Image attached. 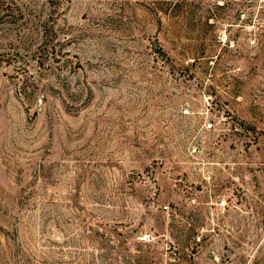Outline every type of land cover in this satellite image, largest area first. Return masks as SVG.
<instances>
[{"label":"rangeland","instance_id":"1","mask_svg":"<svg viewBox=\"0 0 264 264\" xmlns=\"http://www.w3.org/2000/svg\"><path fill=\"white\" fill-rule=\"evenodd\" d=\"M0 264H264V0H0Z\"/></svg>","mask_w":264,"mask_h":264},{"label":"trees","instance_id":"2","mask_svg":"<svg viewBox=\"0 0 264 264\" xmlns=\"http://www.w3.org/2000/svg\"><path fill=\"white\" fill-rule=\"evenodd\" d=\"M173 1V6L179 7L183 2H186V0H172Z\"/></svg>","mask_w":264,"mask_h":264},{"label":"built area","instance_id":"3","mask_svg":"<svg viewBox=\"0 0 264 264\" xmlns=\"http://www.w3.org/2000/svg\"><path fill=\"white\" fill-rule=\"evenodd\" d=\"M148 236V234L147 233H145L144 235H143V237H147ZM197 239H199V237H197Z\"/></svg>","mask_w":264,"mask_h":264}]
</instances>
